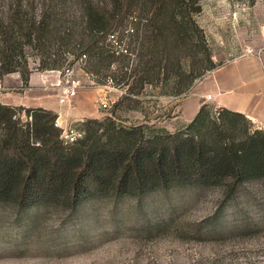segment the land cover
<instances>
[{"label": "trees", "instance_id": "obj_1", "mask_svg": "<svg viewBox=\"0 0 264 264\" xmlns=\"http://www.w3.org/2000/svg\"><path fill=\"white\" fill-rule=\"evenodd\" d=\"M201 1L43 0L38 11L29 0H0V75L17 72L28 87L31 48L41 56L37 70L69 66L66 54L85 55L87 72L126 88L114 109H137L147 87L183 95L216 67L195 18ZM57 117L43 107L0 103V204L19 213L73 211L94 198L211 186L229 198L242 183L264 179V128L225 107L202 103L176 132L86 118L71 143L62 140Z\"/></svg>", "mask_w": 264, "mask_h": 264}, {"label": "rangeland", "instance_id": "obj_2", "mask_svg": "<svg viewBox=\"0 0 264 264\" xmlns=\"http://www.w3.org/2000/svg\"><path fill=\"white\" fill-rule=\"evenodd\" d=\"M29 1L35 10L42 9L43 0ZM200 4L195 18L204 30L214 69L183 95L160 96L156 88L147 87L136 96L137 109L104 110L95 101L99 87L106 85L112 95L126 88L91 75L85 61L66 54L83 85L76 97L86 94L84 112L89 115L68 126L83 135L79 123L86 118L110 117L117 124H147L169 132L187 124L185 118L190 120L196 111L192 100L185 102L192 88L222 63L254 54L264 45V0ZM113 40L111 45L116 46ZM25 52L32 73L49 71L37 70L41 56L36 50ZM19 81L17 72L0 75V100L22 92ZM17 115L25 120L22 112ZM252 127L262 128L253 123ZM0 264H264V179L242 183L229 198L223 188L211 186L156 192L142 199L94 198L73 211L45 206L19 213L3 203Z\"/></svg>", "mask_w": 264, "mask_h": 264}, {"label": "crops", "instance_id": "obj_3", "mask_svg": "<svg viewBox=\"0 0 264 264\" xmlns=\"http://www.w3.org/2000/svg\"><path fill=\"white\" fill-rule=\"evenodd\" d=\"M261 35L264 43V29ZM19 82L21 83V81ZM21 89L22 92L16 93V96L3 97L2 99L6 101H1V99V103L24 107H43L52 110L57 113V125L61 128L84 116H89L84 112L86 109L84 107L85 93L82 92L68 104H60L57 100L56 89H42L41 73H31L28 87ZM207 96L210 98L208 99ZM188 100L194 102L195 113L202 103H209L216 107H225L242 113L253 124L263 127L264 45L254 54H245L233 58L222 63L216 70L207 73L192 88L185 102ZM185 102L180 105L182 112L185 109ZM190 120L185 118L184 121L188 123Z\"/></svg>", "mask_w": 264, "mask_h": 264}, {"label": "built area", "instance_id": "obj_4", "mask_svg": "<svg viewBox=\"0 0 264 264\" xmlns=\"http://www.w3.org/2000/svg\"><path fill=\"white\" fill-rule=\"evenodd\" d=\"M116 53H118V51ZM85 58V55H82L80 60L84 61ZM107 81L111 84L113 83L111 79ZM41 84L43 90H57V100L60 104L72 102L78 90L83 86L81 81L75 76L74 69L71 66H65L62 69L49 70L46 73H41ZM106 88V85H104V88L99 87V92L95 97V101L104 110L111 108L123 94V91L116 90V94L112 95ZM207 98L209 99L210 96H207ZM262 128H264V126ZM79 136L80 133L71 126L62 128L61 138L65 143H71Z\"/></svg>", "mask_w": 264, "mask_h": 264}]
</instances>
